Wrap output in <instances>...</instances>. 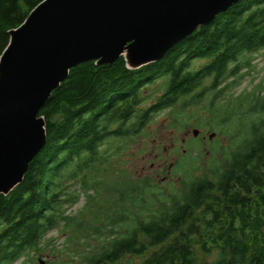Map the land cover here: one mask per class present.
I'll list each match as a JSON object with an SVG mask.
<instances>
[{"label": "trees", "instance_id": "trees-1", "mask_svg": "<svg viewBox=\"0 0 264 264\" xmlns=\"http://www.w3.org/2000/svg\"><path fill=\"white\" fill-rule=\"evenodd\" d=\"M42 1L0 0V56ZM258 52L264 0H240L159 61L73 67L39 112L46 146L0 194V264H264V80L235 90ZM163 110L216 134L208 154L179 146L176 182L121 162Z\"/></svg>", "mask_w": 264, "mask_h": 264}, {"label": "water", "instance_id": "water-1", "mask_svg": "<svg viewBox=\"0 0 264 264\" xmlns=\"http://www.w3.org/2000/svg\"><path fill=\"white\" fill-rule=\"evenodd\" d=\"M239 1L40 2L9 31L0 56V194L22 183L46 146V121L39 112L73 67L89 60L110 64L122 56L131 69L159 61ZM38 262L45 264L42 258Z\"/></svg>", "mask_w": 264, "mask_h": 264}, {"label": "rangeland", "instance_id": "rangeland-1", "mask_svg": "<svg viewBox=\"0 0 264 264\" xmlns=\"http://www.w3.org/2000/svg\"><path fill=\"white\" fill-rule=\"evenodd\" d=\"M251 58L252 66L248 70H243L244 76L240 79L238 86L235 88L238 92L245 89L252 90L258 82L264 80V55L258 52L252 54ZM202 64L203 61L196 60L193 65L195 67H200ZM169 121V111H161L157 116V120L145 131L144 136L139 140V144L131 146L127 152L122 154V166L141 176H155L154 179L158 182H163L166 179L176 182L178 180V174L173 171V162H175L179 156V146L183 147V144L192 140L191 147L194 149L197 144H199V141L193 140L194 138H199L200 149L207 154V151L214 146L213 139L216 134L212 138H210L209 135L215 133V131L200 128L199 135L195 136L193 133L195 127H191L188 131L180 133L179 131H174L169 128ZM222 140H224V137ZM154 145H162L163 149L155 153L153 148ZM141 149H144V151L140 152ZM180 150L182 151L183 148ZM159 152H163V154L160 155ZM206 159L207 158L204 160ZM170 165H172L171 168ZM83 202L84 200L82 199L77 205L72 207L71 210L74 212L77 211V209L82 206ZM52 234L58 239L59 243L64 241V238L56 232ZM40 257H42L44 262L50 260L47 254L40 255ZM21 260L22 259L15 264H20Z\"/></svg>", "mask_w": 264, "mask_h": 264}]
</instances>
